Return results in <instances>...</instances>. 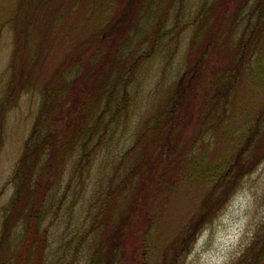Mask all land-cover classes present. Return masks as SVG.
<instances>
[{
    "label": "rangeland",
    "instance_id": "374dc122",
    "mask_svg": "<svg viewBox=\"0 0 264 264\" xmlns=\"http://www.w3.org/2000/svg\"><path fill=\"white\" fill-rule=\"evenodd\" d=\"M108 2L112 0H0V238L16 187L14 171L41 104L40 92L70 57L89 47L90 35L110 13ZM199 4L200 0H184L180 7L175 5L167 22L172 35L163 36L153 49L150 44L134 49L147 50L150 58L139 62L129 89V109L101 149L91 154L82 178L73 168L77 152L67 162L59 186L45 189L50 205L41 227L44 250L34 264H89L98 243L91 222L102 203L100 192L112 175L122 176L123 153L198 54L194 47L189 57L187 43ZM175 14L179 17L174 21ZM228 51L222 48L207 58L216 57L221 63L225 54H233ZM210 105L220 110L215 118L223 123L218 121L212 132L211 125L202 123L204 115H194L188 142L195 143L180 150L183 154L189 150L186 158L193 164L202 159L207 165L234 160L243 149L242 125L246 119L254 123V114L264 108V83L254 87L247 78L240 79L236 92L216 95ZM211 108L207 114L214 111ZM204 177L190 179L186 174L166 196L156 198L149 205L151 219L125 236L120 251L109 254L111 264H264V151L248 173L228 181L229 190L208 195L211 184ZM206 197L213 211L197 219ZM192 219L194 225L187 233L191 237L186 238L181 230ZM149 222L155 231L145 239ZM14 226L10 224L7 241H0V264H12L20 254L16 252L20 229Z\"/></svg>",
    "mask_w": 264,
    "mask_h": 264
},
{
    "label": "trees",
    "instance_id": "16d2710c",
    "mask_svg": "<svg viewBox=\"0 0 264 264\" xmlns=\"http://www.w3.org/2000/svg\"><path fill=\"white\" fill-rule=\"evenodd\" d=\"M183 1L108 2L110 13L90 35L89 47L70 57L41 90V104L14 171L16 187L3 220L2 244L10 235V224L14 223V230L20 229L16 251L20 254L12 264H34L43 253L41 227L50 205L45 189L59 186L67 162L77 152L74 172L81 179L88 170L91 154L101 149L129 109V89L139 62L150 58L147 50L137 53L134 49L147 44L153 49L163 36L172 35L167 22L172 8ZM178 17L175 14L174 21ZM190 26L193 32L187 53L190 57L195 47L197 58L142 123L122 155V176L117 179V174L112 175L105 191L100 192L102 203L91 222L98 243L89 264H111L109 254L120 251L125 236L151 219L149 205L166 196L186 174L197 180L205 176L202 180L211 184L207 194H214L222 188L229 190L228 181L248 173L252 161L263 154L264 108L254 114L255 125L245 117L240 135L243 149L227 166L224 161L207 165L203 159L193 164L186 158L189 150L184 154L180 150L193 148L195 140L188 142V130L195 114L204 115L202 123L211 125L212 132L218 121L223 123L215 118L220 110L210 105L216 95L236 92L240 79L247 78L254 87L264 83V0H200ZM222 48L233 54H225L221 63L216 57L207 58L209 53L218 55ZM210 108L214 111L207 114ZM208 200L203 198L197 219L213 211ZM149 224L145 239L155 231ZM193 225L192 219L181 233L186 235Z\"/></svg>",
    "mask_w": 264,
    "mask_h": 264
}]
</instances>
